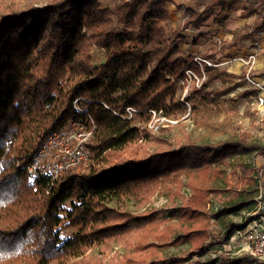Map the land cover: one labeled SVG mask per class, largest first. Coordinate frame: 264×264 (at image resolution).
Wrapping results in <instances>:
<instances>
[{"label":"trees","instance_id":"obj_1","mask_svg":"<svg viewBox=\"0 0 264 264\" xmlns=\"http://www.w3.org/2000/svg\"><path fill=\"white\" fill-rule=\"evenodd\" d=\"M43 1L0 0V264H264L224 249L246 226L227 218L257 210L264 169L240 162L230 178L219 169L236 155L264 156V147L200 144L191 133L168 135L162 127L154 135L149 128L153 111L187 113L176 99L179 83L188 70L202 74L194 55L181 54V30L170 37L164 27L174 0H116V12L103 0ZM237 6L241 18L254 20L233 33V45L255 42L264 32V0L178 7L187 15L184 28L200 29L212 17L225 24ZM205 72L203 86L185 101L193 111L246 83L243 72L242 83L209 91L230 74L208 66ZM128 108L135 110L131 119ZM71 123L94 129L87 169L58 179L41 169L29 173L51 136ZM219 177L225 185L211 187ZM163 190L172 207L146 209ZM213 194L223 201L215 212L208 207ZM214 220L222 235L211 233ZM114 246L124 254L110 257Z\"/></svg>","mask_w":264,"mask_h":264},{"label":"rangeland","instance_id":"obj_2","mask_svg":"<svg viewBox=\"0 0 264 264\" xmlns=\"http://www.w3.org/2000/svg\"><path fill=\"white\" fill-rule=\"evenodd\" d=\"M22 1V0H21ZM211 0H174L172 3L166 5V9L170 14V21L164 24V27L171 37L174 33L180 31V34L187 39L186 43L180 45L181 54L188 55L189 53L197 55H215V59L221 61L224 58L234 53L238 48H246V42H241L239 46L233 45L232 37L235 31L243 29L247 23L252 21L254 18H250L245 21L240 18L241 9L239 6L234 8V11L230 14V19H228L225 24L217 23L214 18L209 19L200 29L194 28H184L185 20L187 15L184 10H180L178 6H184L186 8H193L196 11H203L205 6H207ZM44 3L43 0H38V6H42ZM116 0H103L104 7L111 8L116 12ZM219 9L216 10V14H219ZM226 14L218 16L220 19H223ZM114 20L117 22V13L114 15ZM120 27V25H118ZM84 35H87V32H84ZM257 43L263 44L264 37L258 36L256 38ZM249 43H247L248 45ZM235 47V48H234ZM261 50H264V47L261 46ZM243 51V49H241ZM240 55V54H234ZM264 56V51L263 54ZM237 57V56H236ZM232 58V57H231ZM223 63V62H222ZM221 71H227V67L221 66L218 68ZM230 76H224L221 80L212 82L209 87V91L214 89H225L233 87L237 84L242 83V79L237 78L236 72L234 70L227 71ZM239 75V74H238ZM244 81V80H243ZM245 84L236 88L233 93L228 94L219 98L216 102L206 103L199 102L196 104V111L192 110L187 111V113H179L176 117H165L162 113L156 115L158 117H165L172 120L171 123L167 121L162 123L166 124L161 126L158 132L152 131L154 135H160L162 127L168 128L166 134H177L182 135L184 132L191 133L194 138L200 144H209L216 146L219 142L222 141H244L249 144H256L258 146L264 147V117L260 115V112L255 103L254 97L244 90ZM194 87H191L193 89ZM183 87L181 83L178 86V93L176 99L181 101L185 98V94L182 93ZM189 96V94H188ZM187 96V97H188ZM158 116V117H157ZM77 125L73 126V123L69 124L65 129V138L61 141L57 139L53 141L49 147L53 149L56 145L57 148L48 151L47 145L43 147L36 159L33 161V164L36 161H39L37 169H41L43 173L47 172L48 174H54V178H60L67 170L72 168H78L80 170L87 169L85 165L79 164L78 166H69L68 168L64 166L63 169H59L61 163L69 164L70 159L61 154L60 149L64 146H68L71 150L76 147L69 146L66 144L67 138H72L73 135H76L80 130L83 129L82 124L76 123ZM150 128V127H149ZM85 130V128H84ZM93 128L90 133H93ZM89 133V132H88ZM58 134V133H56ZM80 137V134L77 135ZM93 135H91L86 142L83 143V148L86 153L89 154L87 144L91 141ZM51 137H54L52 135ZM45 148V149H44ZM44 150H47L46 152ZM240 162H243L247 165L254 167L257 171L264 169V156L260 155L257 152H254L250 155H236L232 158L226 160L224 164H221L220 168L225 175L230 178V171L238 165ZM32 164V165H33ZM30 165V166H32ZM224 178L219 177L212 181L210 184L211 187H223ZM231 182V180H229ZM186 177H182V184L185 185ZM234 183V180L232 181ZM183 193L189 194V189L184 186ZM262 194L264 198V187H261L259 195ZM258 195V196H259ZM169 195L164 190L160 193H157L153 198L150 205L146 209H156L162 210L165 213V210H169L172 205L168 204ZM209 209L213 212L221 209L223 207V201L214 198V194L210 196L209 199ZM145 209V210H146ZM163 213V214H164ZM166 215V214H165ZM257 214L255 212L242 211L238 215H230L227 218V221H232L237 224H248L249 219H255ZM167 216V215H166ZM254 217V218H252ZM248 222V223H247ZM220 221H212L211 223V233L213 235H222L224 233ZM247 226H245L246 228ZM75 230H65L66 235H71ZM247 241L243 235H239L237 231L231 234L228 244L224 246L225 251L230 255L231 258H241L248 255L246 251ZM95 254L98 253V250L94 251ZM125 250L123 247L114 246L113 250L110 253V257L115 255L121 256L124 254ZM175 252L174 249H171L169 252L172 254ZM212 258L216 257V254L209 255Z\"/></svg>","mask_w":264,"mask_h":264},{"label":"built area","instance_id":"obj_3","mask_svg":"<svg viewBox=\"0 0 264 264\" xmlns=\"http://www.w3.org/2000/svg\"><path fill=\"white\" fill-rule=\"evenodd\" d=\"M195 63L199 66L202 74H198L197 72L188 70L186 72V80H183L181 82V86L183 87L182 93L185 94V98L182 100V102L187 106L188 110L191 111L190 104L185 102L186 98L191 90V87H196L200 89L205 80H206V72H205V66L211 67V68H219L221 66L224 67H232L235 63H240L245 67L246 74H245V82L247 84V87L249 90H251L254 93V100L257 105V108L260 112V115L264 117V81L260 78H257L254 75V70L257 66L258 62V53L257 51L251 53L248 56L245 57H233L231 59H228L227 61L223 63H216L213 62L201 55H197L194 57ZM135 112L134 109L128 108L127 109V117L128 119H131L133 117V113ZM153 117L152 121L149 124V127L152 131L158 132L161 128V126H165L166 124H162L164 122L171 123L172 120L167 119L165 117H158L156 118V115H158L156 112H152ZM77 125L76 123H73V126ZM80 132H78L76 135H73L72 138H67L66 144L70 147H74V144L76 145L75 148L72 150L67 146H64L62 149H60L61 154H63L65 157H68L70 159L69 164H63L61 163L59 165V169H63L65 167L69 166H78L79 164H83L85 166H88L90 163L89 154L86 153L85 149L83 148V143L88 140V138L92 135V133H88V131L84 130V126ZM80 134V137L77 135ZM65 138V133H58L54 134V137H51L47 143V150L51 151L58 146L50 148L49 146L53 144V141L60 139L61 141ZM45 149V148H44ZM47 150H44L45 152ZM39 161H36L35 164L30 166L28 168L29 173H35L38 167ZM53 174V173H52ZM54 175V174H53ZM263 195L260 194L256 201H257V210L255 211L256 217L255 219H251L250 222L246 225L247 227L244 228L241 231H237L239 235H243L247 241V247L246 251L249 256H251L254 259H257L261 262H264V201H263ZM254 218V217H252Z\"/></svg>","mask_w":264,"mask_h":264},{"label":"crops","instance_id":"obj_4","mask_svg":"<svg viewBox=\"0 0 264 264\" xmlns=\"http://www.w3.org/2000/svg\"><path fill=\"white\" fill-rule=\"evenodd\" d=\"M233 11H234V9L229 13V17H230V14H231ZM241 14H242V10H241ZM241 14H240V18H241ZM212 18H214V20H215V17H212ZM229 19H230V18H229ZM241 19L247 21V20H249L250 18H249V19L241 18ZM216 22H217V21H216ZM217 23H218V22H217ZM248 24H250V22L247 23L246 25H248ZM235 32H236V31H235ZM260 36H263V37H264V32L261 33V34L259 35V37H260ZM257 38H258V36H257ZM232 39H233V37H232ZM256 40H257V39H256ZM256 40H255V42H252V41H242V43H243V42H246V45H245V46H247V49H246V48H243V47H242V48H238V50H236L234 53H231L230 56L224 58L223 60L219 61V60H217V58H216V60H214L213 62H216V63H222V62L227 61L228 59H231V57H232V58H233V57H236V56L245 57V56H248V55H250L251 53L257 51V53H258V62H257V66H256V68H255V70H254V75H255L257 78H260L261 80L264 81V56L262 55L264 50H261V47H260V44H261L262 47H264V41H263V44H262V42L259 44V43H257V41H259V40H257V41H256ZM240 43H241V42H240ZM240 43H238L236 46L238 47ZM247 43H249V44L247 45ZM234 48H235V47H234ZM241 49H243V51H241ZM181 50H182V48H181ZM234 54H240V55H234ZM203 57H205V56H203ZM205 58H206V57H205ZM230 69H231V70H234V72L238 73L239 75L236 74L237 76L242 75L243 72L246 71L245 67H243V65H241L240 63H235L232 67H229V68L227 69V71H229ZM244 87H245L244 90H247V92H249V94H251V95H252V98H253V97H254V93H253L251 90L248 89L246 83H245V86H244ZM233 91H234V90H233ZM233 91H231V92L228 93V94L233 93ZM228 94H227V95H228Z\"/></svg>","mask_w":264,"mask_h":264}]
</instances>
